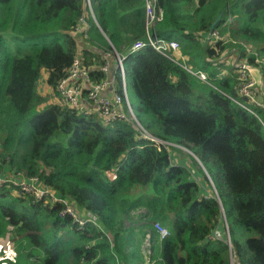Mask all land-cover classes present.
Segmentation results:
<instances>
[{
  "label": "trees",
  "instance_id": "1",
  "mask_svg": "<svg viewBox=\"0 0 264 264\" xmlns=\"http://www.w3.org/2000/svg\"><path fill=\"white\" fill-rule=\"evenodd\" d=\"M148 1L163 11L152 31L178 51H131L147 38ZM217 19L219 38H205ZM113 49L158 142L59 98L76 58L97 83ZM263 59L264 0H0V174L38 178L90 218L1 186L0 245L15 256L0 264H264V127L238 103L239 64L264 74Z\"/></svg>",
  "mask_w": 264,
  "mask_h": 264
},
{
  "label": "built area",
  "instance_id": "2",
  "mask_svg": "<svg viewBox=\"0 0 264 264\" xmlns=\"http://www.w3.org/2000/svg\"><path fill=\"white\" fill-rule=\"evenodd\" d=\"M90 4V0H88ZM147 14V38L145 41L136 42L131 51L135 52L146 47H151L157 51L169 50L178 51L179 43L176 40L168 41L155 33L154 26L158 20L163 18V11L159 9L157 13L153 1H148L146 4ZM151 28V30H150ZM212 36L219 37L218 32H212ZM211 35L205 38H210ZM125 55L119 54L115 49L106 55L107 62L101 66L102 72L106 73L105 79L94 83L89 80L90 69L83 66L79 58L74 60V63L68 73L57 87V92L62 103L75 108L79 113L88 116L97 114L104 123H113L117 120L128 121L134 130L142 135L144 139H150L158 142L151 134H149L138 119L136 110L133 107L128 93L127 70L125 68ZM114 60L110 67V64ZM257 70L250 64L241 63L240 68V85L238 93L244 98L246 103L238 102L243 108L251 114L258 117L264 127V119L260 116L257 109L264 111V74L260 67ZM202 79H206V74H201ZM87 90V92H86ZM252 107H249V105ZM107 176L114 181L117 178L116 170L107 171ZM38 178H27L24 173L17 172L13 176L0 174V187L5 184H11L21 190V193H30L35 197L41 198L49 195L54 202L62 201L67 205V213L72 217L79 216L71 206L67 199L58 197L51 189L39 184ZM91 217V216H90ZM227 231V242L231 249V241L228 232L227 222L225 221ZM155 228L160 235V238H165L169 235V230L161 223H156ZM150 234L147 235L144 242V252L147 255L151 254ZM230 264H240L235 256H231Z\"/></svg>",
  "mask_w": 264,
  "mask_h": 264
},
{
  "label": "rangeland",
  "instance_id": "3",
  "mask_svg": "<svg viewBox=\"0 0 264 264\" xmlns=\"http://www.w3.org/2000/svg\"><path fill=\"white\" fill-rule=\"evenodd\" d=\"M163 37V36H161ZM165 38V37H164ZM216 39H218L217 37H215ZM127 52H125L124 54H126ZM237 56V54H236ZM235 56V57H236ZM247 63V62H244ZM258 63H264V59L263 60H257V64ZM237 65V63H234ZM248 64V63H247ZM238 66V65H237ZM252 66V65H251ZM260 67V66H259ZM253 68H255L257 70V74H258V68H256L255 66H253ZM42 82L40 83L39 88L41 89V93H44V89L43 87H41ZM128 87H129V97H130V101L133 105V107L135 109H137V104H138V100L133 92V87H132V78L129 75L128 76ZM257 111L260 113V116L264 119V111H262L261 109H257ZM185 152V151H184ZM176 159L177 160H181L184 161L185 164H187L189 162V158L187 156H185L184 154H180V153H176ZM200 167V166H199ZM194 176V179L198 180V181H203L205 179V175L206 174H202L200 171H198V168L195 166H191L190 167ZM207 177V176H206ZM203 188L205 189V185H203ZM225 224H222L221 227L219 228V231L217 232V234H220L222 236L227 235V231L225 229ZM216 237V234H214ZM144 249V247H143ZM15 256V248L13 246V244L11 242H7V241H2L1 245H0V259H5V258H13Z\"/></svg>",
  "mask_w": 264,
  "mask_h": 264
},
{
  "label": "bare ground",
  "instance_id": "4",
  "mask_svg": "<svg viewBox=\"0 0 264 264\" xmlns=\"http://www.w3.org/2000/svg\"><path fill=\"white\" fill-rule=\"evenodd\" d=\"M58 202H61V203L65 204L62 201H58ZM63 214H68L67 213V205H66V209L64 210ZM74 218L80 224V226H84L86 222L90 221V218L89 217H84V216H81V215H79L77 217H74Z\"/></svg>",
  "mask_w": 264,
  "mask_h": 264
},
{
  "label": "water",
  "instance_id": "5",
  "mask_svg": "<svg viewBox=\"0 0 264 264\" xmlns=\"http://www.w3.org/2000/svg\"><path fill=\"white\" fill-rule=\"evenodd\" d=\"M217 22H218V19L217 20H215V22H214V24H213V26H212V30H211V32H210V34L209 35H211V33L213 32V30H214V27H215V25L217 24ZM239 67H241V65H239ZM206 173V172H205ZM208 176V175H207Z\"/></svg>",
  "mask_w": 264,
  "mask_h": 264
},
{
  "label": "clouds",
  "instance_id": "6",
  "mask_svg": "<svg viewBox=\"0 0 264 264\" xmlns=\"http://www.w3.org/2000/svg\"><path fill=\"white\" fill-rule=\"evenodd\" d=\"M239 65H241V64H239ZM207 175V174H206ZM225 224V223H224ZM226 229V228H225ZM216 234V233H215ZM229 237H230V235H229Z\"/></svg>",
  "mask_w": 264,
  "mask_h": 264
}]
</instances>
